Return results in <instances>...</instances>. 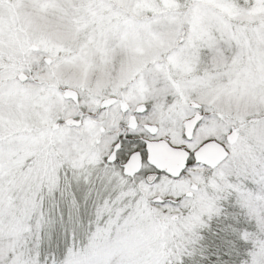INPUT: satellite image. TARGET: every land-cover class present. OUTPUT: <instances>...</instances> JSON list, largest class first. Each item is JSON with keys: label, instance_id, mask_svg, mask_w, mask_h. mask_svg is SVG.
I'll list each match as a JSON object with an SVG mask.
<instances>
[{"label": "snow or ice", "instance_id": "6c2138e0", "mask_svg": "<svg viewBox=\"0 0 264 264\" xmlns=\"http://www.w3.org/2000/svg\"><path fill=\"white\" fill-rule=\"evenodd\" d=\"M0 264H264V0H0Z\"/></svg>", "mask_w": 264, "mask_h": 264}]
</instances>
